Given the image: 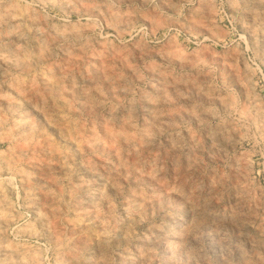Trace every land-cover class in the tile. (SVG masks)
<instances>
[{
  "label": "rangeland",
  "instance_id": "1",
  "mask_svg": "<svg viewBox=\"0 0 264 264\" xmlns=\"http://www.w3.org/2000/svg\"><path fill=\"white\" fill-rule=\"evenodd\" d=\"M0 264H264V0H0Z\"/></svg>",
  "mask_w": 264,
  "mask_h": 264
}]
</instances>
